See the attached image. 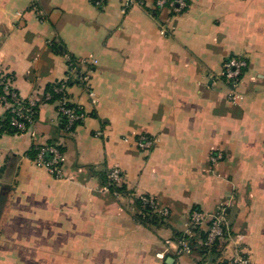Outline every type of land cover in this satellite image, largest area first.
<instances>
[{"label": "crops", "instance_id": "obj_1", "mask_svg": "<svg viewBox=\"0 0 264 264\" xmlns=\"http://www.w3.org/2000/svg\"><path fill=\"white\" fill-rule=\"evenodd\" d=\"M155 1L0 0V65L23 98L64 77L65 54L97 61L80 67L90 90L68 89L85 113L73 131L47 103L26 134L0 137V264H264V0H187L179 15ZM233 56L247 62L235 105L219 77ZM48 142L64 179L26 158ZM113 168L124 194L103 182ZM141 195L170 209L164 224L135 221ZM193 210L222 211L216 252L157 259Z\"/></svg>", "mask_w": 264, "mask_h": 264}, {"label": "built area", "instance_id": "obj_2", "mask_svg": "<svg viewBox=\"0 0 264 264\" xmlns=\"http://www.w3.org/2000/svg\"><path fill=\"white\" fill-rule=\"evenodd\" d=\"M123 12L128 8L145 5L144 0H123ZM155 9L161 10L167 8L173 15L183 13L187 8L185 0H156ZM163 32V30L161 31ZM66 73L64 77L56 82L61 83L60 86L54 87L52 91H43L39 94L31 95L23 98L14 88V79L11 73L0 65V117L9 115L8 125L16 130L17 135H24L28 132L34 121V117L41 105L52 103L55 104V111L58 118H64L66 121L64 131L70 133L77 123L83 122L85 119L84 111L77 105L70 102L68 89L71 85H81L89 89V73L80 69L87 64L96 65L97 61L93 57L75 61L68 54H65ZM247 68V62L241 57H230L223 64L219 77L226 81L230 87L226 97L229 104L235 105L242 96L238 93V85L242 74ZM90 90V89H89ZM53 94L58 95V99L53 101ZM89 96L93 104L96 103L94 94L89 91ZM53 101V102H52ZM72 105V106H70ZM3 127L0 122V131ZM100 134H97V136ZM156 144V139L141 135L136 140V146L142 151L151 150ZM35 158L30 160L35 166L46 170L55 179H64V164L66 162L65 154L58 148L56 143L43 144ZM28 159V157H26ZM221 158L218 153H212L209 161L212 164L217 163ZM108 181L110 183L120 184L121 173L118 168H113L108 172ZM144 203L149 204L155 213L160 217L167 218L170 214L168 207L161 206L153 197L147 198L145 195L138 196ZM209 224L207 237L204 245L212 247L216 241L222 239L224 235V218L222 211H218L212 215L204 214L200 211H192L189 213L185 223L184 234L192 237V229L196 225ZM192 249L186 239L172 241L165 240L164 250L155 256L159 260H164L168 254L175 257L190 254ZM231 264H250V261L244 257H237L231 261Z\"/></svg>", "mask_w": 264, "mask_h": 264}, {"label": "trees", "instance_id": "obj_3", "mask_svg": "<svg viewBox=\"0 0 264 264\" xmlns=\"http://www.w3.org/2000/svg\"><path fill=\"white\" fill-rule=\"evenodd\" d=\"M185 2L188 3L187 0H185ZM60 84L61 83L51 84V85H49L48 87L45 88V91H52V89L54 87L60 86ZM57 99H58V95L53 94L52 100L56 101ZM70 106H72V105H70ZM36 115L34 117V120L36 118ZM8 120H9V115H4L3 118L0 117V122H1L2 127H3L2 131H0V137L3 136V135H17L16 130L9 127ZM59 120H60V126L64 129L65 124H66L65 119L61 117V118H59ZM81 123L82 122L77 123L76 125H74V127L72 128V131L77 126H79ZM50 143L51 142H48L46 144H50ZM41 147L42 146H40V145L33 146L30 149V151L26 153V157H28L30 160H32L33 158H35L36 154L38 153V151H39V149ZM58 148L63 152V149L60 146ZM103 182L108 187V189H110V191H112L113 193H117V194L118 193L119 194H122V193L124 194L125 193V189L123 188V186H121L119 184H115V183H110L109 184L108 173H106L103 176ZM145 196L147 198L150 197L148 195H145ZM133 204H134V208H135V211H136V214L134 215L135 221L137 223L145 226V227L162 225V224L165 223V220L170 216V214H169V216L167 218L160 217L157 213H155L153 211V209L149 206V204L144 203L139 197H134L133 198ZM193 211H195V210H193ZM209 224L210 223H207V224L201 225V226H199V225L194 226L193 229H192V233L194 235L192 237L186 236L184 234V231L183 232H175L173 234V237L170 240L177 241V240H180V239H186L188 241L192 251H198L200 254L205 255V256L206 255H211V254L216 252L217 245L224 238L225 228H224V235H223L222 239L216 241V243L212 247H207V246L204 245V242H205L206 237H207V232H208L207 230H208Z\"/></svg>", "mask_w": 264, "mask_h": 264}, {"label": "water", "instance_id": "obj_4", "mask_svg": "<svg viewBox=\"0 0 264 264\" xmlns=\"http://www.w3.org/2000/svg\"><path fill=\"white\" fill-rule=\"evenodd\" d=\"M170 260H172V259H170ZM173 261V260H172Z\"/></svg>", "mask_w": 264, "mask_h": 264}]
</instances>
